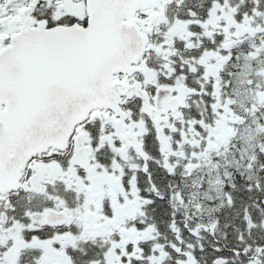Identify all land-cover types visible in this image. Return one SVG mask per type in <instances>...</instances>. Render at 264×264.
<instances>
[{"label": "snow or ice", "instance_id": "obj_1", "mask_svg": "<svg viewBox=\"0 0 264 264\" xmlns=\"http://www.w3.org/2000/svg\"><path fill=\"white\" fill-rule=\"evenodd\" d=\"M0 264H264V0H0Z\"/></svg>", "mask_w": 264, "mask_h": 264}]
</instances>
